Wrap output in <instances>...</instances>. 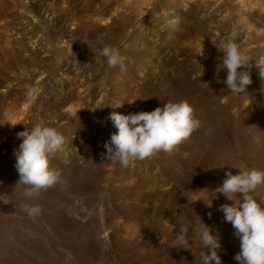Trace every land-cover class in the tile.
<instances>
[{
    "label": "rangeland",
    "instance_id": "rangeland-1",
    "mask_svg": "<svg viewBox=\"0 0 264 264\" xmlns=\"http://www.w3.org/2000/svg\"><path fill=\"white\" fill-rule=\"evenodd\" d=\"M78 2L91 8L87 14L95 22V25L87 26L91 34L87 37L85 29L78 36L73 35L78 29V19L69 16L59 20L62 30L56 39H66L72 46H77V53L80 56L89 52L99 64H102L106 61L99 55L101 46L106 44L105 41L113 39L117 32L124 31L123 39L131 36L136 39V51L140 47L143 48V51H137L140 53L139 57H134V49L124 53V56L128 58L123 63L125 67L131 64L137 66L136 72L129 74V77L134 79H138L140 71L150 72L158 69L154 57L156 54L163 53L160 50L166 47V40L177 37L179 31L186 35V38L181 41L195 57L202 56L200 49L203 46H209V54L215 53L214 43L220 44L225 41V38L233 36L225 35L228 31L235 29L237 37L233 41H240L251 30L248 26L251 25L253 29L263 28L261 22H257L260 19L256 14L264 0H78ZM50 3H55V0H43V4L24 9L25 11L17 8L9 10V12L17 11L18 13L10 17L8 25L3 23L5 18L0 13V140L4 138L0 151V264H201V254L198 259H194L195 252L200 246L202 251H207V249L202 247L200 235L197 237L196 233L200 234L201 229L194 217L199 215L203 222L212 228L213 233L218 229L221 230L222 224L219 217L222 213L218 209L224 204L225 198L227 200L226 196L212 197L214 211L207 208L202 201L200 208L187 226L183 224V218L177 215L175 217L165 214L153 215L150 210L135 208L137 206L134 205V197L137 196V192H134L133 184L134 180L138 179L137 174L140 169H137L134 174V166L121 165L122 174H116L115 180L126 187L124 186L125 189L118 192L115 204L117 210L111 211L104 208V214L99 213V202L97 201L102 194L90 189L87 184L91 182L90 176L81 171V167L85 160L93 155L95 147L98 149L99 144L110 140L107 134L108 129L102 121L103 114L114 112L115 106L118 105H121L120 108L127 109V104L134 95L128 94L129 90L121 91L122 95L128 94L129 100L125 101V96L115 97L110 107H106L107 110L101 105L100 97H85L84 93L81 95L75 93L72 99L68 97L57 99L56 86L63 79L81 77L82 81L91 83L90 76L83 72L86 66L84 58L77 59L75 55L74 61L70 60L75 63L74 65L70 63L73 66L72 69L60 71L55 78L48 79L47 87L40 89L42 92L40 100L44 102V107L41 116L35 117L33 126L38 120L45 126L56 128L65 136L66 143L63 150L50 157V165L61 171L62 182L42 191L38 199L29 200L25 197V186L18 184L19 173L15 167L16 157L14 155L22 143L21 139L16 137L15 142L14 138L16 133L25 130V127L17 123L16 112L20 102L27 97L28 90L25 83L30 81V84L36 85V81L33 78L34 69L30 75L24 73L23 69L26 65L20 63L22 58L13 41L23 31L27 33L23 39L27 46L38 37H44V43L53 41L47 39V35L39 26L50 25L53 14L46 11ZM63 5L64 3L61 2L56 6ZM106 17L110 19V22L106 25L101 24L100 20ZM172 19L179 20L177 30H172L169 26L168 22ZM226 19L229 24H225ZM201 21L211 25L208 35L191 34L188 28L197 27ZM221 28L228 30L223 33ZM82 90L83 88H79L77 91ZM91 102L92 104L88 105ZM82 109L88 110L85 111V116ZM88 114L89 117L86 118ZM242 125L243 127L246 125L248 130L245 129L246 127L242 129L243 131L237 130L235 125L227 127L235 128V132L229 129L233 133L228 135L229 131L224 128L222 133L227 135L222 134L221 137L225 138L222 145L227 143L228 147L219 144L222 151L217 150V159L214 157L215 161L212 165L216 163V160L221 161H217L213 168H208L204 164L200 166L201 174L198 177L200 182L212 183L213 186L220 185L227 178L226 173L231 172L237 175L240 171L249 169L239 164L242 152L237 144L238 135L235 138V134L239 131L241 137V132L247 131L248 133L250 127L252 128L250 132L255 131L253 128L255 124L243 122ZM28 127L31 128L32 125ZM9 128L13 131L10 132ZM244 133L245 136L250 135L251 137L250 140L246 141L247 138L244 140L250 147H254L261 141L257 136L258 132L255 133L256 138L253 137V132ZM245 142H241L244 147ZM219 145L217 146L220 147ZM223 149L227 153H223ZM96 153L98 155V151ZM245 156L252 157L256 161L255 169H262L263 153L254 155L248 151ZM235 160L238 163L235 164L233 162ZM171 162L170 159L163 162L166 175L159 174L158 168L152 171L153 175H151L157 184L165 183L167 187H173L180 165L178 162L174 164ZM110 167V164H106L102 170L97 171L96 181L100 185L107 183L105 178L109 176ZM146 177L151 176L147 173ZM187 188L188 186L185 189ZM200 194L206 199L204 191H200ZM257 201L260 202L259 199ZM231 202L227 204L230 205ZM25 203L38 204L42 209L41 214L35 218L29 217L22 211ZM184 204L183 195L177 194L172 207L180 209ZM94 208L98 210H93ZM209 212L212 213L211 218L208 216ZM139 223L144 226L141 233L137 227ZM181 228L187 232L190 249L174 246V239L180 233ZM222 249V246L217 249L219 256Z\"/></svg>",
    "mask_w": 264,
    "mask_h": 264
},
{
    "label": "bare ground",
    "instance_id": "bare-ground-1",
    "mask_svg": "<svg viewBox=\"0 0 264 264\" xmlns=\"http://www.w3.org/2000/svg\"><path fill=\"white\" fill-rule=\"evenodd\" d=\"M61 2L64 3L63 6H56ZM41 4H43V0H0V13L5 18L3 23L8 25L10 17L13 14L18 13L17 11L9 12V10L15 8L26 10L30 7L34 8V6ZM90 10V6L80 3L78 0H55V3H50L46 7V11L53 14V18H51V22L49 23L50 25H39L47 35V39H51L53 41H47L44 43V37H38L37 40L32 41L31 45L27 46L23 42L25 35H27L25 31L21 32L20 36L13 41V43L17 45L19 56L22 58L20 63L26 65L23 69L24 73L30 75L32 69H34L35 75L33 78L36 81V85L30 84V81L25 83V86L28 90L27 97L20 102L18 111L16 112L17 119H15L17 120V123H21L25 128L30 125L33 126L35 117L41 116L42 109L44 107V102L40 100L42 93L40 89L47 87L49 83L48 79L55 78L60 71H64L65 69L69 70L70 68L72 69V65L75 64L73 61L76 56L77 59L81 57L86 60V66L83 68V72L90 76L91 83L88 84L85 81H82L80 79L81 77L63 79V81L60 82L58 86H56L55 96L57 99L66 97L72 99L73 96L76 95L75 93L78 95L84 93L83 96L85 97H100L101 105L106 109V107H110V103L113 102V98H123L125 96V101H128V94H133V99L128 102L127 109L115 107L114 112L123 115L139 113L141 111L150 112L157 107H163L164 103L167 102L188 101L194 108L195 117L201 121V127L195 131L188 140L179 145L173 153L169 154L160 152L151 158H147L143 161H137L131 166H134V174H136L137 169H140V172L137 174L138 179L137 181L134 180L133 184V190L134 192H137V196L134 197V205L137 206L135 208L150 210L151 214L153 215L165 214L169 215L170 217H175V215H177L183 218V224L189 226V222L193 215L200 208L202 200L199 199H205L201 196L199 190L204 189L203 191L205 192L206 199H212V197H215V194L212 191L222 186V184L214 186L212 183L204 184V182H200L198 177L201 174L200 166L202 167V164L208 168H213L217 161H219L216 160V163L212 165L215 161L214 157L217 159V150H219L221 145L224 143H222V141L225 138L223 139V137H221L223 134L222 132H224V128L226 129L227 127H234L236 125L237 130H242L244 127H246V130H248L246 125L243 127V122L247 124H255L253 125L254 127H252L256 132H251H255L256 134L258 132L257 136L260 137L261 141L258 142V144H255L254 147H250V145L248 146L244 141L246 138V141L250 140L251 138L250 135L245 136L246 134L244 132L247 133V131H240L241 137L240 133H238L239 131H236L237 134H235V138L238 135V138H236L238 139L237 144H239V149L242 152V156L239 157V164L243 165L244 167H248L249 169L255 168L254 165L256 164V161L252 157H246L245 153L248 151H251L254 155L263 153L261 164L262 169H264V83H262L259 77V70L253 66L251 70L252 83L251 85L247 86L246 94L240 96L232 94L226 90V86L223 83L217 82L218 79L222 81L226 78L227 71L226 69L218 70V65L222 63L218 57L223 55V53L218 51V48L222 47L226 41H233L234 38L236 39V30L234 29L231 30V32H226L228 30L227 28H221L223 33L226 32L225 35L233 36L230 38H225V41L220 44L214 43L215 45L213 48L215 53L212 52V54H209V46H203L200 49V54L202 56L197 55L195 57L192 56L188 50V47L185 46L181 41L186 38V35L184 32L179 31L177 37L166 40V47L160 50L163 53L156 54L154 57V61L157 63L158 69L150 72L140 71L138 79H134L129 77V74L131 72H136L137 66L135 64H131L129 67H125L123 64V67L117 66L114 68H109L106 62L99 64L95 60V57L89 52L83 53L81 54L82 56H80V54L77 53V46H72L66 39H56L62 30L60 29L61 24L59 23V20L66 19V17L69 16L76 17L78 19V29L77 32L73 33V35L75 34L78 36L79 33L86 29V35L89 37L91 31L87 29V26L95 25L92 17L87 15ZM79 14L84 15L82 16ZM256 15L260 19L257 20V22H261L260 24L263 26V28L253 29L250 25L248 26V29L251 30L247 32L244 38H242L240 41H233L240 47L241 50L246 52L253 61H258L264 57V3L260 6V10ZM225 21H227L225 23L227 24L228 20L226 19ZM109 22L110 19L107 17L100 20V23L104 25L108 24ZM210 27L211 25L209 23H204V21H201L197 27H189L188 30L191 34H201L207 36L210 32ZM123 35L124 31H119L116 33L113 39L107 40L105 43L107 45L118 46L120 48L121 55L124 57V62L126 59H128L124 56L126 51L134 49V57H139L138 55L140 53L137 51H143V48L140 47L139 50L136 51V39H134L132 36L123 39ZM98 40L101 42L100 39ZM250 45H252V47H248ZM70 60L73 61L70 62ZM70 63L73 64L71 65ZM65 65H67V67H65ZM75 70L81 72L79 69L75 68ZM119 71L121 72L118 73ZM127 86H129V88ZM79 88H83V90L77 91ZM124 90H129L128 94L122 95L121 91ZM91 104L92 102L88 105ZM85 111L88 110L82 109L84 116L86 115ZM111 113L112 112L104 113L102 118L104 126H106L108 129L107 134L110 137L113 133H116V127L114 126L113 122L109 119H106ZM88 117L89 114L86 116V118ZM234 122H236V124ZM240 122H242V124H240ZM231 123L232 125L230 126ZM35 124L43 125L42 123L38 122V120ZM229 129H232L233 132H235V128H227V131H229ZM249 129L251 130L252 128L250 127ZM8 130L10 132L13 131L11 128ZM250 130L247 134L251 133ZM229 132L228 135L233 133ZM255 133L252 134L254 135L253 137L256 136ZM223 135L226 136L227 134L225 133ZM1 137H3V135ZM16 137L17 133L14 138L15 142L17 141ZM2 140H4V138H1V141ZM241 142L246 143H244L245 147L241 145ZM231 143H233V141H231ZM225 144L226 145L222 146L228 145L227 143ZM103 145L104 143L99 144L98 149L95 147V150H93V155H90V157L85 160L81 167V171H84L90 176L91 182H87L90 189L102 194L99 201H97L99 202V213L101 215L104 214L105 209L111 211L117 210L115 204L118 198V192L125 189V185L122 183L118 184L115 180L116 174H122L123 169L120 168L122 164L119 162H113L109 159H103L102 154L106 153V149L103 147ZM224 150L225 149H223V153L226 152ZM96 151H98V155H96ZM219 151L222 150L220 149ZM240 151L239 155H241ZM229 153H231V151ZM236 155H238V153ZM95 156H97L96 159H94ZM235 156H233V158H235ZM168 159L172 161L171 164L178 162L180 165L178 175H176L174 178L176 182L174 183L175 185L173 184V187H167V184L165 183L163 185L157 184L156 180L152 176V171L156 168L159 169V174L166 175L163 162ZM233 162H235V164L238 163L236 160ZM106 164L111 165V167L108 169L109 176L105 178L107 183L100 185V183L96 181V173L98 170H102ZM222 165L223 164H221V166ZM259 169H261L260 166ZM147 173H149L151 177H146ZM88 185L86 187H88ZM187 186L188 188L185 189ZM177 194L183 195V200L185 201V204L182 205L180 209L172 207ZM241 195L242 194L239 193L237 195H233L232 199L238 202ZM252 195L255 199H259L262 205H264V186L258 187L255 192L252 193ZM224 196L225 195L223 194L217 193L216 198ZM234 201L231 202L230 199L227 198L226 200L225 198L224 204L231 202V205L234 203ZM213 209L214 208H211V211ZM93 210L98 209L94 208ZM221 213L222 215L219 217V220L222 224V229H218L217 232H214L213 234H218L220 237V245L223 247L222 252L219 253L222 264H239V262L234 259V256L240 250L239 240L234 235V229L232 225L224 220V214L223 212ZM137 227L139 233L144 230V226H141V223H139ZM196 234L197 237H199L198 232ZM200 248L201 246L197 248L194 259L199 258V255L202 252V249Z\"/></svg>",
    "mask_w": 264,
    "mask_h": 264
},
{
    "label": "clouds",
    "instance_id": "clouds-1",
    "mask_svg": "<svg viewBox=\"0 0 264 264\" xmlns=\"http://www.w3.org/2000/svg\"><path fill=\"white\" fill-rule=\"evenodd\" d=\"M168 23L172 30H177L178 19H172ZM218 51L223 53L218 57L222 61L218 70L227 71L226 78L222 81L218 79L217 82L223 83L228 92L237 96L246 94L247 86L252 83L253 66L259 70V77L264 83V57L253 61L231 40L226 41ZM99 55L109 68L123 67L124 57L118 46L103 44ZM119 106L121 105L115 107ZM106 119L111 120L118 131L104 143L106 153L102 154V158L119 162L125 167L160 152L173 153L201 127V121L195 117L194 108L188 101L167 102L163 107L150 112L141 111L128 115L112 112ZM17 138L22 140L14 153L15 167L19 173L18 184L25 186L26 198L38 199L42 191L62 182L61 171L50 165V157L63 150L66 138L56 128L41 124L26 127L24 131L17 133ZM226 176L222 186L212 192L215 197L220 193L230 200H233V195L242 194L238 202L233 200V204H223L218 209L223 212L224 220L232 225L234 235L239 240L240 250L234 259L239 264H264V205L252 195L258 187L264 186V170L253 168L240 171L237 175L228 172ZM199 200L207 208H212L213 199ZM22 211L35 218L41 214L42 209L38 204L25 203ZM208 216L211 218L212 213L209 212ZM194 219L201 229V245L207 249L201 252V264H222L217 252L221 247L219 235H214L212 228L199 215H195ZM174 241L175 247L191 248L187 232L183 228Z\"/></svg>",
    "mask_w": 264,
    "mask_h": 264
},
{
    "label": "built area",
    "instance_id": "built-area-1",
    "mask_svg": "<svg viewBox=\"0 0 264 264\" xmlns=\"http://www.w3.org/2000/svg\"><path fill=\"white\" fill-rule=\"evenodd\" d=\"M3 144H4V141L0 140V151H1V148L3 147Z\"/></svg>",
    "mask_w": 264,
    "mask_h": 264
}]
</instances>
